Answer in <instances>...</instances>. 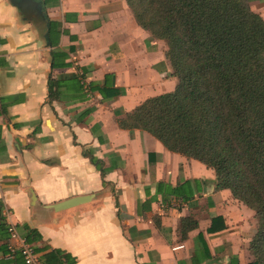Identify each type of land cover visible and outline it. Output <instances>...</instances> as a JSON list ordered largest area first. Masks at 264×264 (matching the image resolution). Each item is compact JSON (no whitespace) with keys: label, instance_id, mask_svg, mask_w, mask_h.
Instances as JSON below:
<instances>
[{"label":"crops","instance_id":"0c3cea01","mask_svg":"<svg viewBox=\"0 0 264 264\" xmlns=\"http://www.w3.org/2000/svg\"><path fill=\"white\" fill-rule=\"evenodd\" d=\"M165 51L124 0H0V206L43 264L252 263L254 213L214 171L119 127L174 90Z\"/></svg>","mask_w":264,"mask_h":264},{"label":"trees","instance_id":"16d2710c","mask_svg":"<svg viewBox=\"0 0 264 264\" xmlns=\"http://www.w3.org/2000/svg\"><path fill=\"white\" fill-rule=\"evenodd\" d=\"M124 1L137 25L165 43L177 84L119 127L212 169L215 189L253 211L251 264H264V20L249 0ZM195 227L183 219L180 232Z\"/></svg>","mask_w":264,"mask_h":264},{"label":"built area","instance_id":"2783aa9c","mask_svg":"<svg viewBox=\"0 0 264 264\" xmlns=\"http://www.w3.org/2000/svg\"><path fill=\"white\" fill-rule=\"evenodd\" d=\"M0 225H4L7 229L9 235L7 251L10 255L19 254L24 264H43L38 259L33 245L18 234L15 223L12 221V213L9 210L1 209Z\"/></svg>","mask_w":264,"mask_h":264}]
</instances>
